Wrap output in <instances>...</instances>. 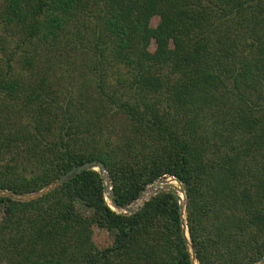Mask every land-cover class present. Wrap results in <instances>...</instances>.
<instances>
[{
    "label": "trees",
    "instance_id": "1",
    "mask_svg": "<svg viewBox=\"0 0 264 264\" xmlns=\"http://www.w3.org/2000/svg\"><path fill=\"white\" fill-rule=\"evenodd\" d=\"M90 160L121 205L179 180L200 264L263 260L264 0H0V187ZM0 264L193 263L178 193L89 169L0 195Z\"/></svg>",
    "mask_w": 264,
    "mask_h": 264
},
{
    "label": "water",
    "instance_id": "2",
    "mask_svg": "<svg viewBox=\"0 0 264 264\" xmlns=\"http://www.w3.org/2000/svg\"><path fill=\"white\" fill-rule=\"evenodd\" d=\"M89 169L97 170L101 174V176L104 178V180H105V194H106L107 198L110 200V205L112 206V208L117 210L118 212L131 214V213L135 212L139 208L140 205L144 204L145 201L150 199L153 195V194H151L148 198L144 199L143 202L138 207L135 208L133 206L137 200L143 198V194H144L145 190L148 188V186H147L146 189L139 195V197L132 204H130V205L119 204L118 201L116 200V197H115V192L113 190L112 181H111V177H110V174L108 172L107 166L103 161H99V160H90V161H86V162H83V163L75 166L74 168H72L71 170H69L68 172L63 174L61 177H59L57 180L49 183L44 188H42L36 192L21 194V193H16V192H13L11 190L4 189V188L0 187V195L8 196V197H11L13 199L21 200V201H28V200L36 199V198L42 196L43 194L53 190L54 188L64 184L65 182L73 179L78 174L82 173L83 171L89 170ZM158 181L164 182V181H167V179L166 178H160V179H158ZM157 191H159V190L157 189L156 192ZM173 191L177 193L176 189H173ZM186 205H187V196L184 192L183 198L181 197L182 231H183L184 236L186 238V243H187L188 250L190 252L192 263L193 264H200V262L197 258L195 249H194V245H193V243L190 239V236H189L188 225H187V221H186V217H185ZM257 264H264V259L261 260L260 262H258Z\"/></svg>",
    "mask_w": 264,
    "mask_h": 264
},
{
    "label": "rangeland",
    "instance_id": "3",
    "mask_svg": "<svg viewBox=\"0 0 264 264\" xmlns=\"http://www.w3.org/2000/svg\"><path fill=\"white\" fill-rule=\"evenodd\" d=\"M166 179H167V181H164V182H160L159 183V186H161L162 188H159L158 190L159 191H161V190H173V189H176L177 190V193L180 195V197H182L183 198V196H184V189H183V186H182V184H181V182L179 181V180H177L176 178H173V177H165ZM112 181V180H111ZM159 181L157 180L156 182H154V183H151V184H149L148 186H150V185H153V184H155V183H158ZM169 183V184H168ZM113 186V185H112ZM146 189V188H145ZM144 189V190H145ZM143 190V191H144ZM142 191V192H143ZM159 191H157L156 192V190H152L151 192H150V194H153V195H155L156 193H158ZM141 192V193H142ZM156 192V193H155ZM152 195V196H153ZM106 199L108 200V202L110 203V200L107 198V196H106ZM149 200V199H148ZM134 202V201H133ZM132 202V203H133ZM146 202V201H145ZM131 203V204H132ZM142 203V201H139V200H137L135 203H134V207L136 208V207H138L140 204ZM130 205V204H129ZM143 205V204H142ZM141 206V205H140ZM139 206V207H140ZM117 211V210H116ZM185 217H187V205H186V213H185ZM188 225V224H187ZM100 235H102L103 233H100V232H98Z\"/></svg>",
    "mask_w": 264,
    "mask_h": 264
},
{
    "label": "bare ground",
    "instance_id": "4",
    "mask_svg": "<svg viewBox=\"0 0 264 264\" xmlns=\"http://www.w3.org/2000/svg\"><path fill=\"white\" fill-rule=\"evenodd\" d=\"M151 191L152 190L145 191L144 194H143V198L139 199V201H142L143 202L144 199L148 198L151 195L150 194Z\"/></svg>",
    "mask_w": 264,
    "mask_h": 264
}]
</instances>
